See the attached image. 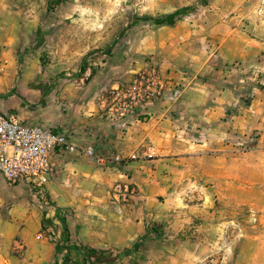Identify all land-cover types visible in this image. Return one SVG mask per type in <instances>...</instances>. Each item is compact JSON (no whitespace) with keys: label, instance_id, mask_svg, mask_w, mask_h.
Returning <instances> with one entry per match:
<instances>
[{"label":"crops","instance_id":"crops-1","mask_svg":"<svg viewBox=\"0 0 264 264\" xmlns=\"http://www.w3.org/2000/svg\"><path fill=\"white\" fill-rule=\"evenodd\" d=\"M213 44L217 56H206L199 63L171 56L160 74L168 84L186 86L182 98L158 103L147 113L138 110L125 124L112 123L99 109L100 93L114 84L112 71L101 68L91 76L86 70L71 79L55 77V105L26 122L66 132L77 151L57 152L52 159L56 175L46 190L55 213L45 215L48 207H44L9 223V230L1 235L0 252L23 248L33 254L32 264L60 261L65 252L56 255L57 246L66 244L64 219L70 246L123 251L157 233L165 237L171 253L165 264H198L193 262L199 258L197 252H220L211 264H264L262 241L238 247L200 242L220 231L231 204L251 202L250 191L234 184L238 149L233 143L238 134L246 138L252 121L264 115V37L229 36ZM236 61L247 67L245 84L237 89L243 91L240 95L227 85L236 71L232 75L221 71V66ZM188 68L194 71H184ZM7 71L0 79V95L12 101L17 98L12 89L18 69L11 63ZM113 72L130 81L139 71ZM244 92L251 96L249 104ZM4 102L7 99H0V106ZM88 148L94 149L93 156L86 154ZM148 148L154 149V157H143ZM133 154L139 158L122 167L97 162L99 157ZM117 184L137 192L129 196L130 204L116 194ZM216 195L222 197V205L214 201ZM21 224L26 227L21 229ZM200 258V264H208Z\"/></svg>","mask_w":264,"mask_h":264},{"label":"rangeland","instance_id":"rangeland-1","mask_svg":"<svg viewBox=\"0 0 264 264\" xmlns=\"http://www.w3.org/2000/svg\"><path fill=\"white\" fill-rule=\"evenodd\" d=\"M192 7L195 11L174 27L136 22V18L169 15ZM229 36L257 40L264 37V0H0V57L8 58L18 69L12 89L17 98L10 101L0 95L2 101H8L0 109L13 111L27 121L41 115L44 107L55 105V77L74 78L81 75V66L91 71L90 76L101 68L112 71L114 86L128 81L113 71H144L153 66L152 62L161 71L171 56L194 64L209 55L215 58L213 43ZM246 68L238 61L221 66V71L227 74L236 71L229 79L232 84L227 85L239 95L243 91L237 89L245 84ZM250 83L255 82L250 80ZM244 94L243 99L249 104L251 96ZM259 116L250 124L249 135L239 138L243 136L238 134L233 143L238 149L234 184L250 191L251 202L231 204L220 231L208 235L207 240L201 239L203 244L238 247L251 240L264 242V115ZM119 185L121 188L117 189ZM124 187L117 184L116 194L130 204ZM49 197L46 186L9 185L0 176V246H3L1 235L9 230V223L30 216L33 210L41 212L44 207H48L46 214L55 213V203ZM43 201L49 204L44 206ZM214 201L222 205L220 195ZM25 227L21 224V229ZM154 234L141 238L139 251L116 264H165L171 256L168 242L162 235ZM52 241L56 242L54 236ZM111 250L115 251L113 255L122 251ZM4 253L0 252V264L33 263V254L26 249ZM196 254L199 258L193 262L200 264L202 256L211 264L209 261L220 252ZM74 258L82 264L79 261L82 258ZM59 260L51 264H64V257Z\"/></svg>","mask_w":264,"mask_h":264},{"label":"built area","instance_id":"built-area-1","mask_svg":"<svg viewBox=\"0 0 264 264\" xmlns=\"http://www.w3.org/2000/svg\"><path fill=\"white\" fill-rule=\"evenodd\" d=\"M10 61L0 57V76L7 71ZM139 71L126 83H117L104 90L98 97L99 109L112 123H123L134 117L138 110L147 113L156 104L165 101H178L186 86L180 83L168 84L161 76L157 65ZM77 147L71 144L66 132H57L43 125L28 123L13 112L0 109V176L9 185L25 183L33 187L47 186L56 175L52 159L57 152L74 153ZM86 154L94 155L88 148ZM152 148L145 150L143 157H154ZM139 155H117L110 159L97 158L104 167H122ZM121 188L119 185L117 189ZM129 196L136 191L124 187ZM253 220L256 221L255 216Z\"/></svg>","mask_w":264,"mask_h":264},{"label":"trees","instance_id":"trees-1","mask_svg":"<svg viewBox=\"0 0 264 264\" xmlns=\"http://www.w3.org/2000/svg\"><path fill=\"white\" fill-rule=\"evenodd\" d=\"M195 11V8H184L175 11L172 14L169 15H163V16H146L142 18H136V22H139L140 20H143L145 22H151L155 24L157 27H174L178 22L182 21L188 14ZM81 73H84L86 71V68L84 66L80 67ZM50 198V197H49ZM59 210V209H58ZM44 214L46 215V210L44 211ZM61 222L64 225V232H65V243L64 245L57 246V258L65 252L64 256V264H78V260L74 258V256L81 257L84 264H116V262L122 258L131 257L135 253H137L141 247V242L139 241L136 245H134L130 249H125L121 252H119L117 255L114 254V250L110 251H103V250H97L92 249L88 247H78V246H70V233L69 229L66 225V222L64 219H61ZM49 224L48 221L43 220V228H48ZM143 239H141L142 241Z\"/></svg>","mask_w":264,"mask_h":264}]
</instances>
